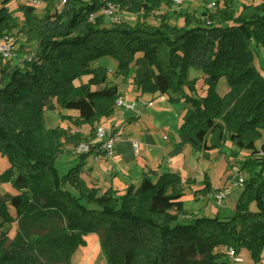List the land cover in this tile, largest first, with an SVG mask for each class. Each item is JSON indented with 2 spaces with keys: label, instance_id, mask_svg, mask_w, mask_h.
<instances>
[{
  "label": "trees",
  "instance_id": "trees-1",
  "mask_svg": "<svg viewBox=\"0 0 264 264\" xmlns=\"http://www.w3.org/2000/svg\"><path fill=\"white\" fill-rule=\"evenodd\" d=\"M8 2L0 6V37L19 28L33 35L36 48L22 62L2 64L0 57V154L9 162L0 183L15 190L0 194V264H73L86 236L98 232L107 264H230L229 247L248 250L254 264L264 261V75L255 65L257 48H264V0L240 11L234 0H216L203 15L182 13L181 26L161 12L171 0H65L42 17L23 5V22ZM108 4L135 15V24H109ZM138 54L155 70L153 79L135 81L138 89L187 105L180 145L222 152L228 141L247 151L238 167L245 184L230 217L193 218L183 200L190 180L175 172L147 171L124 189L89 186L82 173L93 149L59 173L65 142L79 134L48 128L45 111H77L62 120L91 125L94 139L95 124L114 114L122 96L98 60L113 57L115 76L127 77ZM193 69L199 76H190ZM222 78L230 88L224 96L217 91ZM215 193L206 179L194 190ZM53 219L64 226L36 238L26 229L13 238L3 230Z\"/></svg>",
  "mask_w": 264,
  "mask_h": 264
},
{
  "label": "rangeland",
  "instance_id": "rangeland-1",
  "mask_svg": "<svg viewBox=\"0 0 264 264\" xmlns=\"http://www.w3.org/2000/svg\"><path fill=\"white\" fill-rule=\"evenodd\" d=\"M3 0H0V6ZM207 3L205 4V2ZM262 0H234V4L236 5L237 11H240L243 8L244 4H258ZM62 0H44L40 5L35 7V15L38 17L44 16L46 9L50 6L53 10L58 9V7L62 4ZM211 2H216V0H185V2L181 6H175L171 2L170 5H165L161 12H167L170 14L171 22L181 26L184 24V20L181 17L182 13L188 11H194L198 15H203L208 5ZM205 4V6H202ZM23 5H30V0H11L9 4H7L10 11L14 12V16L18 18L20 22H23L24 16L23 13L19 10V8ZM62 9V8H61ZM210 10H213L211 8ZM115 19H109V24H114L117 22H127L130 25H134L136 22V16L130 15L125 12L116 11L115 9ZM154 18L151 22H154ZM33 35L27 34L26 32H22L18 29H15L11 33H7L0 37L1 41L11 42L12 45V53L10 58L8 59L10 62L14 61H23L28 58L36 48V40H32ZM8 60H1L5 64ZM100 65L107 67L109 71V78L113 79L114 71L117 70L118 62L111 56H104L98 60ZM134 65V64H133ZM255 65L264 75V48L258 47L257 54L255 56ZM133 68V67H132ZM132 70V69H131ZM196 70V69H193ZM120 76H118L119 78ZM200 84H202L200 82ZM125 84H121L124 86ZM229 84L225 78H222L217 84V91L221 96L226 95L229 91ZM204 90L200 87V92L203 93ZM153 94V95H152ZM141 97L135 99L134 102L130 104H134L139 109L146 110V117L149 115H154L155 120L160 119L165 127L168 129L174 130L177 134H179V128L183 122L184 115L187 110L184 109V105L182 101L179 102H171L169 97L167 98L169 101V105L165 108L163 105L158 107V113L153 114V105L161 100V96L159 92L154 93H146L141 94ZM126 99V97H124ZM143 101H152V105L145 106ZM128 102V101H127ZM129 103V102H128ZM161 104V103H160ZM119 110H122L124 107H116ZM126 109V108H125ZM59 112L64 113V109L59 108ZM116 110V109H115ZM59 112L54 109H47L45 111V123L48 128H56L57 120L59 119ZM106 118V117H105ZM108 118V117H107ZM58 127V126H57ZM104 127V126H103ZM107 127V126H105ZM109 129V128H108ZM163 140V138H160ZM191 148V147H190ZM193 148V147H192ZM185 149L182 154L184 156L181 157L179 161H175L177 164V173L181 175L183 178L190 180V184L185 186V196L184 200V208L189 211L193 218L196 217H208L214 216L217 213H220L223 217H230L233 214V210L236 204V201L239 198L242 187L235 186L231 182V177L234 175L236 168L239 167V160L245 158L247 156V151H240L235 146H233L230 142H226L225 146L220 152L218 149L211 150L209 152L210 155V163L205 164L203 170L200 169V164L203 161V155L199 151L193 149ZM238 152V156L231 155V152ZM70 154V153H68ZM61 156V155H60ZM59 156V157H60ZM68 156V155H66ZM76 156V155H73ZM201 156L202 161L199 163V158ZM79 162V156L76 158ZM76 161V163H77ZM58 162V161H57ZM59 167H61L60 162L58 163ZM75 166V165H74ZM179 166H183L179 168ZM7 167H9V162L5 156L0 154V173H2ZM71 168V167H70ZM239 169V168H238ZM69 170V169H68ZM242 171V170H241ZM243 172V171H242ZM60 173V172H59ZM243 176L245 173L243 172ZM210 183V187L212 191L219 192L222 191L226 195V198L221 202V204H216L213 195H204V194H194V190L197 189V186H202L204 184V180ZM230 180V182H229ZM5 193H15V190L12 188L10 184H2L0 183V194ZM173 212H175L173 210ZM184 221V218H181ZM64 226V222L58 219H53L51 222L47 224H39L35 227L29 228L28 225L22 223L21 221H17L11 225L4 226L3 230L8 232V236L13 238L15 234L22 230L26 229L30 235V237H40L42 235L49 234L53 228ZM101 232L91 233L86 236V245L81 246L74 253L72 257L73 264H107V259L101 249L100 240H101ZM239 257L242 258L237 264H254L251 259L248 250L245 248L240 249ZM264 261L260 262L263 263ZM230 264H234L231 263Z\"/></svg>",
  "mask_w": 264,
  "mask_h": 264
},
{
  "label": "crops",
  "instance_id": "crops-1",
  "mask_svg": "<svg viewBox=\"0 0 264 264\" xmlns=\"http://www.w3.org/2000/svg\"><path fill=\"white\" fill-rule=\"evenodd\" d=\"M10 1L11 0H9V2ZM9 2L7 4H9ZM206 3L207 1L205 4ZM205 4L202 6H205ZM190 76L196 77L199 76V74L191 70ZM113 77L115 78H110L108 81L112 84H117L121 95L126 97L129 103H132L143 94L138 89L135 81H141L147 78L153 79L155 77V70L148 65L141 54H138L133 68L127 77L120 76L118 78L115 74ZM122 83L125 85L121 86ZM160 96L161 100L159 102L156 101L153 105V114L158 113V107L160 105H163L165 108L169 105L167 95L160 93ZM182 104L184 105V109L187 110V105L185 103ZM55 110L58 112L60 111L57 105ZM145 111L146 110L139 109L137 106H135L134 110L125 108L119 110L116 108L112 116L102 118L95 124V127L101 125L104 127L107 126L105 128L112 129L118 139L114 146V155L112 158L106 155L101 147L100 141H94L95 145H93V151L86 157L82 173L89 186H95L101 190L110 188L124 189L130 184L139 185L142 181L143 173L147 171H153L158 174L164 172L177 173L178 165L174 162L179 161L181 157L184 156L182 152L188 149V147L191 149L190 151L193 152V148L190 144L180 145L181 139L179 134L165 127L160 119L155 120L154 115L143 118L147 116ZM59 115L57 123L60 120L58 123L60 125H56L55 127H63L72 135L76 133L79 134V137H74L65 142L63 153L58 159L57 169L63 174L66 173L70 167L78 163L76 159L78 155L73 151L75 144L81 140L92 139L91 125L85 124L77 127L69 119L62 120V116L77 117V111L65 110L62 114L59 112ZM161 137L163 140L160 139ZM134 142L138 144L137 150H135L133 146ZM209 152L210 151H200L201 155H203V161L201 156L197 159H199V163L202 161L200 164L201 170L206 167L205 164L210 163ZM59 162L61 167L58 165ZM182 167L183 166H179V168ZM200 187V185L197 186V189Z\"/></svg>",
  "mask_w": 264,
  "mask_h": 264
},
{
  "label": "built area",
  "instance_id": "built-area-1",
  "mask_svg": "<svg viewBox=\"0 0 264 264\" xmlns=\"http://www.w3.org/2000/svg\"><path fill=\"white\" fill-rule=\"evenodd\" d=\"M43 1L44 0H30V5L36 7V6L40 5ZM171 2L175 6H181L185 2V0H171ZM61 3L62 4L58 7V10H60L62 8L63 4L65 3V0H62ZM215 7H216V3L211 2V4L208 5L207 9H211V8L214 9ZM115 9H116V11H118L117 7H115L112 4H108V6L103 10V13L108 17V19H110V18L115 19V16H114ZM207 23L210 24L209 21ZM11 53H12L11 42H9V40L7 42L0 40V57L3 60H8L11 56ZM142 103L145 106L153 104L152 101H143ZM115 105H116V107H124L128 110H134L135 109V105L128 103L127 100L123 96H120L116 100ZM117 139L118 138L114 134L112 129H108V128H105L101 125H98L95 127V138L92 140L78 141L75 144L73 151L78 156L85 154V153H88L92 150L93 145H95L94 141L98 140L101 142V147L105 151L106 155L109 158H112L114 155V146H115ZM133 146H134L135 150H137V147H138L137 142H134ZM229 182H230V180H229ZM231 182L235 186H238V187L244 186V184H245L244 176H243V172L240 169L236 168L234 175H232V177H231ZM212 197H214L216 204H221V202L226 198V195L224 194V192L219 191V192H216L215 194H213ZM225 253H226V256H227L229 262H231V263L237 264L240 261H242V258L239 257V253L236 252L233 247L227 248ZM260 264H264V262L260 263Z\"/></svg>",
  "mask_w": 264,
  "mask_h": 264
}]
</instances>
